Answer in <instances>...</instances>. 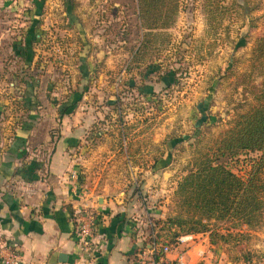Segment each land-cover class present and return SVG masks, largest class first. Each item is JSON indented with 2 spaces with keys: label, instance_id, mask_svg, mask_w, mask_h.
<instances>
[{
  "label": "crops",
  "instance_id": "obj_1",
  "mask_svg": "<svg viewBox=\"0 0 264 264\" xmlns=\"http://www.w3.org/2000/svg\"><path fill=\"white\" fill-rule=\"evenodd\" d=\"M74 1L0 0V243L16 247L22 264H133L145 217L163 212L141 206L121 171L155 164L164 134L143 116L96 110L87 93L104 85L91 77L100 51L92 27L105 0ZM74 90L81 97L63 112ZM124 129L133 143L122 152L112 140ZM82 207L96 213L93 255L77 240ZM225 245L198 232L177 247L186 248L183 264H244Z\"/></svg>",
  "mask_w": 264,
  "mask_h": 264
},
{
  "label": "rangeland",
  "instance_id": "obj_2",
  "mask_svg": "<svg viewBox=\"0 0 264 264\" xmlns=\"http://www.w3.org/2000/svg\"><path fill=\"white\" fill-rule=\"evenodd\" d=\"M169 6L168 18L148 27L138 0L100 3L92 27L98 29L100 38L93 45L100 51L92 58L91 77L104 88L87 95L96 99L101 114L139 115L151 131L159 127L163 153L149 156L155 164L130 174L126 163L121 175L131 180L141 206L163 212L164 218L187 219L192 213L178 199V180L198 153L214 147L236 114L252 106L264 77V64L253 52L256 39L264 35V0H171ZM113 138L120 151L131 149L126 129ZM120 151L114 158L123 164ZM257 154L230 159V168L246 176L250 157ZM260 176L264 183V168ZM235 236L225 247L238 261L264 264V218Z\"/></svg>",
  "mask_w": 264,
  "mask_h": 264
},
{
  "label": "trees",
  "instance_id": "obj_3",
  "mask_svg": "<svg viewBox=\"0 0 264 264\" xmlns=\"http://www.w3.org/2000/svg\"><path fill=\"white\" fill-rule=\"evenodd\" d=\"M170 3L171 0H138L142 22L152 27L164 21L171 11ZM253 52L254 58L263 65L264 35L256 39ZM71 92L70 104L61 107L63 112L73 107L82 94V91ZM253 98L252 106L238 112L214 147L198 153L178 180V199L192 214L187 219L150 215L155 235L148 233L143 245L153 239L166 243L175 241L181 234L208 232L211 243L228 246L236 234L261 223L264 218V183L260 180L264 168V77ZM249 151L258 154L250 157L246 176L239 175L230 168V159ZM226 250L231 260H239L229 247Z\"/></svg>",
  "mask_w": 264,
  "mask_h": 264
},
{
  "label": "built area",
  "instance_id": "obj_4",
  "mask_svg": "<svg viewBox=\"0 0 264 264\" xmlns=\"http://www.w3.org/2000/svg\"><path fill=\"white\" fill-rule=\"evenodd\" d=\"M71 174L75 176L74 171ZM95 220V211L90 207H82L81 217L78 219L77 224V240L82 251L87 255L92 254L96 249ZM152 226L150 215H147L138 233L140 239L133 264H183L186 248L180 249L177 246L184 241L192 239L194 233L181 234L173 242L159 243L153 239L143 245L142 243L147 239L148 233H150V236L155 235V230ZM207 250L209 251V249L200 248L198 249V254L203 256ZM171 252H174L173 257L169 255ZM0 258L4 264H22V255L18 249L5 242L0 243Z\"/></svg>",
  "mask_w": 264,
  "mask_h": 264
}]
</instances>
